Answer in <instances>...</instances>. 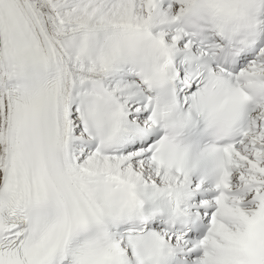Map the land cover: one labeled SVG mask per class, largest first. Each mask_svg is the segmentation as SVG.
Instances as JSON below:
<instances>
[{
    "label": "snow or ice",
    "instance_id": "1",
    "mask_svg": "<svg viewBox=\"0 0 264 264\" xmlns=\"http://www.w3.org/2000/svg\"><path fill=\"white\" fill-rule=\"evenodd\" d=\"M0 264H264V0H0Z\"/></svg>",
    "mask_w": 264,
    "mask_h": 264
}]
</instances>
